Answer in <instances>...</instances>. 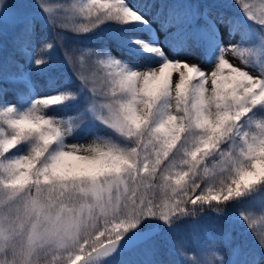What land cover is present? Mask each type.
<instances>
[{
    "label": "snow or ice",
    "instance_id": "snow-or-ice-1",
    "mask_svg": "<svg viewBox=\"0 0 264 264\" xmlns=\"http://www.w3.org/2000/svg\"><path fill=\"white\" fill-rule=\"evenodd\" d=\"M0 264H264V0H0Z\"/></svg>",
    "mask_w": 264,
    "mask_h": 264
},
{
    "label": "trees",
    "instance_id": "trees-1",
    "mask_svg": "<svg viewBox=\"0 0 264 264\" xmlns=\"http://www.w3.org/2000/svg\"><path fill=\"white\" fill-rule=\"evenodd\" d=\"M70 2H75V0H69ZM56 31H60V29H56ZM62 35H64L67 39L64 41V45L67 49L71 50L74 46H77V42L79 41V46L80 47H92V48H96L101 46L102 41L98 40L96 36H80L77 37L76 35H74L72 32L70 31H66L63 32ZM9 40H11L12 38V33L9 35ZM48 38H51V32H48ZM115 51V49H114ZM116 55H120V53L117 51ZM52 56L54 58V63L56 64V69H55V74H60L63 73L65 75H71V72L69 71V69L64 66V67H60V64L62 62L63 56H62V50L61 48L57 47L55 49V51L52 53ZM87 67V65H86ZM38 87H42L43 86V81L40 79H37L36 81ZM66 87H74V84H66ZM41 94H43L41 92ZM9 100L12 99L11 94L8 97ZM75 106L74 105H69L68 108L66 109L67 112L71 113L72 111H74ZM211 215V213L209 214ZM260 214L257 211V219L258 221L260 220ZM209 224H211V221H208ZM262 225L261 224H257V228H260ZM190 230H186L185 228L181 227V229L177 232L172 234L169 238H167L168 240L174 242L177 240H186L188 243H192V239L190 236ZM162 243L164 242L163 240L161 241ZM202 244H204L206 247L208 248H215L218 247V243L215 241L213 235H212V231L210 230L209 234L205 235L201 241ZM167 247H171V244H167ZM164 258L166 259H177L178 257H176L175 255H171V256H165Z\"/></svg>",
    "mask_w": 264,
    "mask_h": 264
},
{
    "label": "rangeland",
    "instance_id": "rangeland-1",
    "mask_svg": "<svg viewBox=\"0 0 264 264\" xmlns=\"http://www.w3.org/2000/svg\"><path fill=\"white\" fill-rule=\"evenodd\" d=\"M11 3H15L18 4L21 2V0H10ZM28 3H34V0H27ZM50 3L53 4H58V3H68L70 2L69 0H49ZM12 33V29L11 27L9 28V35ZM9 37V36H8ZM238 39V35L235 37V39L233 40V43H235V41ZM225 42H227V37H225ZM227 59H229L234 65L239 66L241 64V62L239 61V59H237L236 57H234L231 53H229L226 57ZM201 67L205 70H210L211 65L209 63H207V61H204L201 64ZM177 76L176 73L173 74V79H175ZM69 144L75 143V140H68L67 141ZM83 142V141H81Z\"/></svg>",
    "mask_w": 264,
    "mask_h": 264
}]
</instances>
